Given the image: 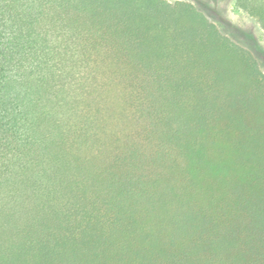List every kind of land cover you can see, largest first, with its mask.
Masks as SVG:
<instances>
[{"label":"trees","instance_id":"16d2710c","mask_svg":"<svg viewBox=\"0 0 264 264\" xmlns=\"http://www.w3.org/2000/svg\"><path fill=\"white\" fill-rule=\"evenodd\" d=\"M0 264H264L253 54L186 1L0 0Z\"/></svg>","mask_w":264,"mask_h":264},{"label":"rangeland","instance_id":"374dc122","mask_svg":"<svg viewBox=\"0 0 264 264\" xmlns=\"http://www.w3.org/2000/svg\"><path fill=\"white\" fill-rule=\"evenodd\" d=\"M167 1H186L193 4L198 10L202 11L211 21H213L224 35L230 37L234 42L248 49L253 54L259 64L260 69L264 73V31L261 29L260 25L253 17L249 16L245 11L235 5L234 0ZM93 70H95L97 73L105 71L102 64H100ZM94 91H96L97 93H94V95L90 96L89 100L92 101L95 107H97L98 105H103L104 107L102 114H107V111H105V109H107L105 108V105L109 107L110 101H108L107 98L105 100V98H103V94L99 93V90L95 89ZM82 103L85 104L86 102ZM89 117L91 118L90 120L93 125L99 124L102 119L99 113H94ZM121 128L122 127H120V129ZM165 150L167 152L169 151V153H172V149L169 147L166 149L164 145L155 146V148L153 147L152 149L149 148L144 153V155H146V158H143L138 162L136 170H134L133 172H129L122 177L127 181H130L133 179H145L152 176L154 172L159 171V168L154 169V166L151 167L148 164L149 160L147 159L151 158V156H157V154ZM165 161H163L164 164Z\"/></svg>","mask_w":264,"mask_h":264}]
</instances>
